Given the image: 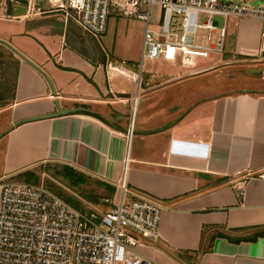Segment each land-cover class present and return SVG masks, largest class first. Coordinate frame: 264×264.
Listing matches in <instances>:
<instances>
[{"label": "crops", "instance_id": "0c3cea01", "mask_svg": "<svg viewBox=\"0 0 264 264\" xmlns=\"http://www.w3.org/2000/svg\"><path fill=\"white\" fill-rule=\"evenodd\" d=\"M9 21L0 39L37 65L55 94L37 68L0 43V113L9 110L14 124L0 135V178L42 162L113 186L124 175L131 192L161 204L158 240L138 248L154 264H264V235H256L264 231V178L257 176L264 171V60L248 64L253 77L235 79L244 84L236 88L193 83L211 72L178 63L142 64L137 86L128 72L140 62L117 63L101 46L107 23L95 39L62 10ZM260 27L240 20L235 51L260 53ZM252 66L262 75L248 72ZM54 100L68 113L40 118L56 112ZM203 229L210 249L178 259L199 249Z\"/></svg>", "mask_w": 264, "mask_h": 264}, {"label": "built area", "instance_id": "2783aa9c", "mask_svg": "<svg viewBox=\"0 0 264 264\" xmlns=\"http://www.w3.org/2000/svg\"><path fill=\"white\" fill-rule=\"evenodd\" d=\"M9 5L25 11L10 15ZM59 10L95 39L114 12L142 20L140 63L128 72L137 86L144 60L180 64L193 56H223L232 35L229 20L235 26L242 19L259 21L264 41L261 0H0V17L9 19ZM107 67L125 72L110 61ZM257 176L264 178V171ZM114 187L113 195L102 198L108 211H82L41 185L0 178V264H154L138 248L158 240L161 204L131 192L124 175Z\"/></svg>", "mask_w": 264, "mask_h": 264}, {"label": "rangeland", "instance_id": "374dc122", "mask_svg": "<svg viewBox=\"0 0 264 264\" xmlns=\"http://www.w3.org/2000/svg\"><path fill=\"white\" fill-rule=\"evenodd\" d=\"M264 1V0H261ZM25 11V7L23 5L14 6L10 9L9 13L21 14ZM253 20V19H252ZM219 23H222V19L218 20ZM14 24V23H13ZM20 22L15 20L14 25H18ZM12 26L11 21H9L6 17H0V29L6 28L8 29ZM235 25L232 20L228 22V31L232 32V35L228 41L227 52L223 54V56L217 54H208L206 57L193 56L191 60L187 63L180 64H188L192 66H202V68H206V70L210 71L209 75L203 77V79L195 82H203L213 80L217 82L219 87L216 88H236L239 87L243 82H235V79L241 78L242 80L249 79L253 77L252 75H248L245 73L246 69L249 68L248 64L261 63L264 60V41L261 40V52L255 55H240L234 49L235 46V37L234 31ZM143 30L144 23L137 21L136 18L132 16H122L116 15L112 13L108 17L107 22V30L105 37L101 38V46L110 53V57L114 59L117 63L121 64H138L140 62L141 56V48H142V40H143ZM254 54V53H251ZM123 61V62H122ZM239 62V63H238ZM168 61L165 60H144L143 64H168ZM238 64L237 66H233V64ZM240 64H243L240 66ZM245 65V66H244ZM239 67V68H238ZM256 68V67H251ZM260 69L259 67H257ZM264 69V65L262 66ZM264 71V70H263ZM260 69V75H262ZM201 84V83H200ZM203 85V84H202ZM244 85V84H243ZM209 86H215L210 84ZM134 103V100H133ZM8 116L9 110H5L0 113V127L3 126V130L0 131V135L6 132L10 127L14 124L8 125ZM4 145L0 144V172L2 165V156L5 154V150H3ZM62 164L55 162H42L38 163L32 169V172L35 173V178L28 181H25L23 178L13 177L16 175L7 176V181H16V182H25L32 183L36 185H41L52 193L56 194L59 197H68V198H78L81 200V203H85L82 211H87L88 209L93 211H108L109 206L102 203V198L99 199L96 203H88L86 202L83 192H90L92 190L96 191L98 194L106 195V192L103 191L101 186H98L95 182V178L89 176V179L86 180L85 184H82L78 188H72L64 178L60 177L56 174V172L60 171ZM2 178V177H1Z\"/></svg>", "mask_w": 264, "mask_h": 264}, {"label": "trees", "instance_id": "16d2710c", "mask_svg": "<svg viewBox=\"0 0 264 264\" xmlns=\"http://www.w3.org/2000/svg\"><path fill=\"white\" fill-rule=\"evenodd\" d=\"M5 102H0L2 105ZM57 175L60 177L64 178L66 182L72 187V188H78L82 184L86 183V180L89 179V176L76 170L75 168L69 166V165H64L62 164L61 170L56 172ZM15 177H20L23 178L25 181H30L35 178V173H33L31 170H23L18 173H16ZM96 184L98 186H101L103 188V191L106 192V195H100L96 193V191L92 190L90 192H83L82 195L84 196L86 202L88 203H96L101 199L103 196H111L115 192V187L109 183L100 181V180H95ZM63 199L66 203H68L70 206L76 208V209H83L85 203H81V200L78 198H68V197H60ZM256 235H264V231L258 232ZM213 236H210L209 241L212 239ZM256 236H254L252 239H254ZM239 240V239H236ZM205 241H206V230L203 229L201 232V240H200V247L196 251L192 252H178L176 257L178 259H183L185 256H192V257H197L201 251L210 249V244L205 246Z\"/></svg>", "mask_w": 264, "mask_h": 264}, {"label": "water", "instance_id": "95a60500", "mask_svg": "<svg viewBox=\"0 0 264 264\" xmlns=\"http://www.w3.org/2000/svg\"><path fill=\"white\" fill-rule=\"evenodd\" d=\"M0 43L5 45L7 48H9L14 54H16L17 56H19L20 58H22L26 62L30 63L35 68H37L44 75V77L46 78V80H47V82H48L53 94H55L54 86H53L50 78L37 65H35L32 61H30L27 57H25L21 52H19L16 48H14L8 42L0 39ZM248 72L260 73V69L252 68V69H249ZM53 103L56 106V109H57L56 112L43 114L42 116H40V118H50V117L58 116L60 114L68 113L69 110L62 109L57 100H54Z\"/></svg>", "mask_w": 264, "mask_h": 264}]
</instances>
